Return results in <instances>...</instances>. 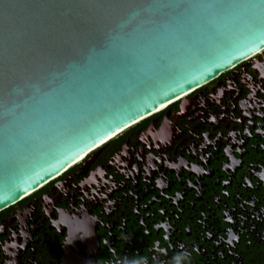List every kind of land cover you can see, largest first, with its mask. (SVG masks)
Instances as JSON below:
<instances>
[{
  "label": "flooded vegetation",
  "instance_id": "af4514ba",
  "mask_svg": "<svg viewBox=\"0 0 264 264\" xmlns=\"http://www.w3.org/2000/svg\"><path fill=\"white\" fill-rule=\"evenodd\" d=\"M263 101L261 52L1 213L0 264H264Z\"/></svg>",
  "mask_w": 264,
  "mask_h": 264
},
{
  "label": "water",
  "instance_id": "95a60500",
  "mask_svg": "<svg viewBox=\"0 0 264 264\" xmlns=\"http://www.w3.org/2000/svg\"><path fill=\"white\" fill-rule=\"evenodd\" d=\"M84 4L85 0H54L21 9L27 24L8 46L0 31V214L50 185L115 134L264 52L260 8L214 17L209 29L194 24L184 33L169 29L166 36L157 30L154 35L160 40L148 71L125 79L119 88L99 92L94 102L61 107L56 101L64 74L71 71L69 64L85 63L90 50L99 51L102 41L128 20L124 14L101 24L100 39L85 44L81 26L95 25L101 13ZM64 47L72 49L71 56L50 54ZM6 64L12 69L10 83L4 75ZM161 135H168L166 126L155 136ZM131 172L125 176L131 178Z\"/></svg>",
  "mask_w": 264,
  "mask_h": 264
},
{
  "label": "snow or ice",
  "instance_id": "6c2138e0",
  "mask_svg": "<svg viewBox=\"0 0 264 264\" xmlns=\"http://www.w3.org/2000/svg\"><path fill=\"white\" fill-rule=\"evenodd\" d=\"M52 2L54 0H0V31L5 45H10L17 38L18 30L27 24L21 9ZM84 6L101 13L95 25L81 26L80 39L85 44L100 39L101 24L124 14H128V20L118 25L115 35L102 41L99 51L92 48L85 63L69 64L71 71L64 74L66 79L56 101L61 107L94 102L99 92L119 88L125 79L148 71L160 40V36L154 35L155 31L162 30L164 36L169 29L184 33L194 24L209 29L214 17L234 11L264 10V0H85ZM157 16L165 23L158 22ZM137 21L139 25L134 23ZM143 25H157V29L142 30ZM50 54L71 56L72 49L57 48ZM11 74L12 69L6 64L4 75L9 83Z\"/></svg>",
  "mask_w": 264,
  "mask_h": 264
},
{
  "label": "bare ground",
  "instance_id": "6f19581e",
  "mask_svg": "<svg viewBox=\"0 0 264 264\" xmlns=\"http://www.w3.org/2000/svg\"><path fill=\"white\" fill-rule=\"evenodd\" d=\"M190 93H192V91H191V92H188V93H186V94H184V95L181 96L180 98H178V99H176V100H174V101L168 103L167 105H165V106L159 108V109L156 110L155 112H153V113H151V114H149V115L143 117L142 119H140V120H138L137 122H135L134 124H132L131 127H132V126H133V127H136V126L139 125L140 123H142V122H144V121H146V120H148V119H150V118H153L154 116H156V114H158V113L160 114V112L167 110V109H168L173 103H176L177 101H180L181 99H185V98L189 97ZM128 130H129V129H128ZM123 131H124V133H125V131H127V129H124ZM123 131H121V132L115 134L114 136H112L111 138H109L108 140H106L105 142H103L102 144H99L97 147L93 148L91 151H89L87 154L83 155L80 159H78L74 164H72L67 170H65L62 174H60V175L57 176V177H61V176H63V175H64L66 172H68L70 169H72L73 167H75L76 165H78L79 163H81L82 161H84L86 158H88L92 153H94L95 151H97V150H99L100 148H102L103 146H105L106 143L110 142L112 139H116L117 137H119L120 134H121ZM57 177H56V178H57ZM56 178H54L53 181H54ZM43 187H44V186H43ZM43 187H42V188H43ZM33 193H34V192L30 193V194H29L28 196H26V197H29L30 195H33Z\"/></svg>",
  "mask_w": 264,
  "mask_h": 264
},
{
  "label": "clouds",
  "instance_id": "9594fccd",
  "mask_svg": "<svg viewBox=\"0 0 264 264\" xmlns=\"http://www.w3.org/2000/svg\"><path fill=\"white\" fill-rule=\"evenodd\" d=\"M85 234H88L87 233V230H85ZM185 259V257H177L176 258V261H175V264H181V262Z\"/></svg>",
  "mask_w": 264,
  "mask_h": 264
},
{
  "label": "rangeland",
  "instance_id": "374dc122",
  "mask_svg": "<svg viewBox=\"0 0 264 264\" xmlns=\"http://www.w3.org/2000/svg\"><path fill=\"white\" fill-rule=\"evenodd\" d=\"M123 134H124V133H123ZM123 134H122V135H123Z\"/></svg>",
  "mask_w": 264,
  "mask_h": 264
},
{
  "label": "trees",
  "instance_id": "16d2710c",
  "mask_svg": "<svg viewBox=\"0 0 264 264\" xmlns=\"http://www.w3.org/2000/svg\"><path fill=\"white\" fill-rule=\"evenodd\" d=\"M146 122V121H145ZM144 123V122H143Z\"/></svg>",
  "mask_w": 264,
  "mask_h": 264
}]
</instances>
